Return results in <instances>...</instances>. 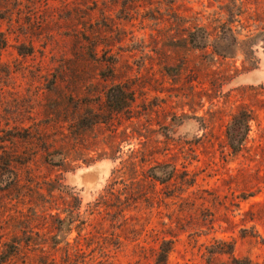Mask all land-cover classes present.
I'll use <instances>...</instances> for the list:
<instances>
[{
    "label": "rangeland",
    "instance_id": "rangeland-1",
    "mask_svg": "<svg viewBox=\"0 0 264 264\" xmlns=\"http://www.w3.org/2000/svg\"><path fill=\"white\" fill-rule=\"evenodd\" d=\"M1 38L0 260L101 201L116 264H264V0H0Z\"/></svg>",
    "mask_w": 264,
    "mask_h": 264
},
{
    "label": "trees",
    "instance_id": "trees-1",
    "mask_svg": "<svg viewBox=\"0 0 264 264\" xmlns=\"http://www.w3.org/2000/svg\"><path fill=\"white\" fill-rule=\"evenodd\" d=\"M5 40L0 39V48L4 46ZM243 138L241 135L235 134L230 137V144L234 149H238L242 145ZM114 192L112 187L108 190V195L102 196L103 203H107V196L112 197ZM120 199V197H119ZM101 201L95 202L90 205V208L86 211L81 212L79 204H72L68 207L58 208L57 216L54 218V228L57 230L53 234L54 243L51 249L45 248V235L38 234V246L35 251L33 262H22L21 264H116L117 251L113 250L109 245L108 241L104 240L101 236H97V233H103L106 229V218L102 216L96 218V212H99ZM109 205L116 207L114 219L117 220L121 225L126 226L129 223V217H127V204L124 202L117 204L118 201L108 202ZM107 205V204H106ZM137 206V204L135 205ZM65 213V216H61ZM92 226L96 229V232L92 235V231L83 233L87 227ZM77 232L74 237V242L69 239V235L73 231ZM107 231V230H106ZM64 235L65 240H60L61 236ZM174 239L163 238L161 244L153 249V264H170L169 256L174 249ZM60 245V248L57 247ZM61 251V258H58L57 252ZM136 262H140L137 260ZM15 262H7V259L0 260V264H14ZM126 264H137L129 261Z\"/></svg>",
    "mask_w": 264,
    "mask_h": 264
},
{
    "label": "water",
    "instance_id": "water-1",
    "mask_svg": "<svg viewBox=\"0 0 264 264\" xmlns=\"http://www.w3.org/2000/svg\"><path fill=\"white\" fill-rule=\"evenodd\" d=\"M100 171H101V169L100 168H98V167H94V168H92L91 170H89V171H86V172H84L83 174H81V177L84 179L86 176H92V177H95V178H97L98 176H99V174H100Z\"/></svg>",
    "mask_w": 264,
    "mask_h": 264
},
{
    "label": "bare ground",
    "instance_id": "bare-ground-1",
    "mask_svg": "<svg viewBox=\"0 0 264 264\" xmlns=\"http://www.w3.org/2000/svg\"><path fill=\"white\" fill-rule=\"evenodd\" d=\"M97 178H95V177H92V176H86L85 178H84V180H85V182H87V184H89L90 182H91V184H92V182H94L95 180H96Z\"/></svg>",
    "mask_w": 264,
    "mask_h": 264
}]
</instances>
